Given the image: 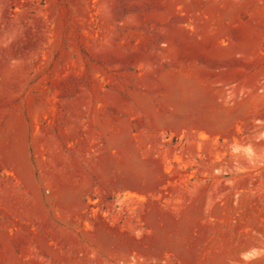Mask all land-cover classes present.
I'll use <instances>...</instances> for the list:
<instances>
[{
    "label": "rangeland",
    "instance_id": "rangeland-1",
    "mask_svg": "<svg viewBox=\"0 0 264 264\" xmlns=\"http://www.w3.org/2000/svg\"><path fill=\"white\" fill-rule=\"evenodd\" d=\"M0 264H264V0H0Z\"/></svg>",
    "mask_w": 264,
    "mask_h": 264
}]
</instances>
